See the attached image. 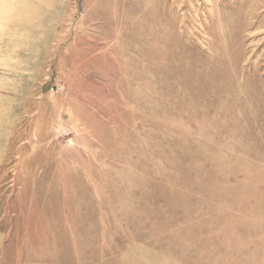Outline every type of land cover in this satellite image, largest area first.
<instances>
[{"label": "rangeland", "instance_id": "obj_1", "mask_svg": "<svg viewBox=\"0 0 264 264\" xmlns=\"http://www.w3.org/2000/svg\"><path fill=\"white\" fill-rule=\"evenodd\" d=\"M0 264H264V0H0Z\"/></svg>", "mask_w": 264, "mask_h": 264}]
</instances>
